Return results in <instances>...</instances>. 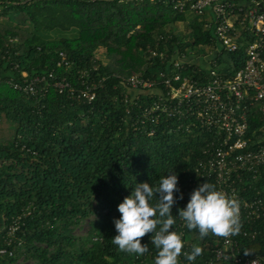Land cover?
<instances>
[{"label": "trees", "instance_id": "16d2710c", "mask_svg": "<svg viewBox=\"0 0 264 264\" xmlns=\"http://www.w3.org/2000/svg\"><path fill=\"white\" fill-rule=\"evenodd\" d=\"M208 21V14L177 13L147 1L0 0V250L8 251L0 254V264H154L151 233L141 238L149 247L143 256L112 244L118 204L137 183H158L175 170L177 196L183 194L173 205L178 214L212 135L178 131L174 120L138 128V104L151 99H134L123 80L171 72L169 60L150 56L149 48L171 57L211 47L214 28ZM179 25L184 30H176ZM61 52L69 66H58ZM246 58V44L223 53L219 72L231 76ZM198 68L181 73L194 76ZM36 77L45 78L36 95L9 83ZM64 77L77 91L85 87L82 80L99 82L95 98L59 93L53 84ZM263 125L264 114L255 106L248 130L253 144ZM242 186L253 197L264 191V179ZM84 224L86 233L77 234ZM242 229L248 234L237 237L241 254L259 255L264 264V219ZM255 230L260 232L252 239ZM185 240L189 251L193 244L202 248L193 264H209L216 236L201 239L187 229Z\"/></svg>", "mask_w": 264, "mask_h": 264}, {"label": "built area", "instance_id": "2783aa9c", "mask_svg": "<svg viewBox=\"0 0 264 264\" xmlns=\"http://www.w3.org/2000/svg\"><path fill=\"white\" fill-rule=\"evenodd\" d=\"M120 1H147L169 5L177 13L190 11L201 17L207 14L210 16L206 25L214 28V44L211 47L204 48L200 54L176 51L171 57L166 52L149 48L150 56L169 60L171 72L161 73L159 79L132 75L123 81L137 101L141 95L151 99L145 104H138V112L133 120L138 128L174 120L178 131H200L212 135L205 147L206 157L196 169L197 176L188 180L189 187L194 190L207 181L234 198L239 204V230L228 237L216 236L217 243L211 250L208 263L224 261L229 264H262L259 255L241 254L237 237L247 236L248 233L242 229L244 223H256L264 219V191L248 197L244 194L246 186H242L248 181L264 179V125L260 128L261 134L255 144L248 138L253 107L257 106L264 114V0ZM244 30L248 34H243ZM243 44H246L247 57L244 66L231 76L220 73V56L236 52ZM60 56L58 66H69L65 54L61 52ZM194 65L199 67L196 75L181 73L182 69ZM201 68L207 73H201ZM80 73L85 75L84 71ZM43 80L44 77H36L22 83H9L18 91L36 95L37 84ZM98 84L82 80L85 87L77 91L73 83L64 77L53 85L59 93L66 92L71 97L92 101ZM154 132L151 129L149 133ZM187 194L190 196L191 192ZM186 204L182 203L179 208ZM173 227L182 233L185 245L187 228L183 221L177 218ZM11 230H15V227ZM259 232L253 231L251 238L254 239ZM185 250L189 251L188 244L182 252ZM6 252V249L0 250V254ZM9 254L12 255V252ZM179 259L180 264H188L183 255Z\"/></svg>", "mask_w": 264, "mask_h": 264}, {"label": "clouds", "instance_id": "9594fccd", "mask_svg": "<svg viewBox=\"0 0 264 264\" xmlns=\"http://www.w3.org/2000/svg\"><path fill=\"white\" fill-rule=\"evenodd\" d=\"M178 181V173L169 170L158 183H137L118 204L120 216L114 219L116 234L111 242L119 251L143 256L149 247L141 238L151 233V245L157 250L154 264H180L181 255L192 264L202 254V248L193 244L190 251L182 252V233L173 227L177 217L188 230H197L201 239L209 234L228 237L238 232V202L207 181L191 192L186 206L174 216L173 205L183 199L182 193L177 196Z\"/></svg>", "mask_w": 264, "mask_h": 264}, {"label": "rangeland", "instance_id": "374dc122", "mask_svg": "<svg viewBox=\"0 0 264 264\" xmlns=\"http://www.w3.org/2000/svg\"><path fill=\"white\" fill-rule=\"evenodd\" d=\"M176 30H181L182 31V30H184V26L183 25H179L178 27H176ZM98 56H101V58L104 60L105 57H104V50L103 49H100L98 51ZM87 229H88V226L86 224H84L82 227L78 228L76 230V232H77V234L82 235V234L86 233Z\"/></svg>", "mask_w": 264, "mask_h": 264}]
</instances>
